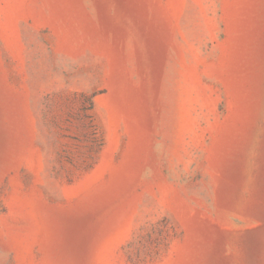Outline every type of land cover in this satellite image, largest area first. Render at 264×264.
Listing matches in <instances>:
<instances>
[{
	"label": "rangeland",
	"instance_id": "obj_1",
	"mask_svg": "<svg viewBox=\"0 0 264 264\" xmlns=\"http://www.w3.org/2000/svg\"><path fill=\"white\" fill-rule=\"evenodd\" d=\"M0 264H264V0H0Z\"/></svg>",
	"mask_w": 264,
	"mask_h": 264
}]
</instances>
